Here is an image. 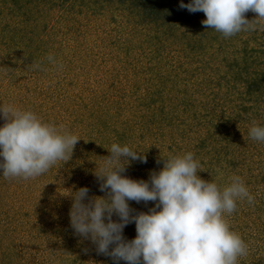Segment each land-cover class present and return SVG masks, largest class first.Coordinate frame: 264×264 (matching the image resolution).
Masks as SVG:
<instances>
[{
    "label": "rangeland",
    "instance_id": "1",
    "mask_svg": "<svg viewBox=\"0 0 264 264\" xmlns=\"http://www.w3.org/2000/svg\"><path fill=\"white\" fill-rule=\"evenodd\" d=\"M45 3L47 2L42 0H21V4L17 6L12 0H0V105L12 104L31 110L42 121L52 123L57 128L63 126L80 139H84L92 130L89 124L92 116L90 112L106 105L110 111L106 116L108 121L113 122L112 125L117 128L127 127L130 138L128 146L147 157L146 163L132 161L126 166L123 175L137 180H148L152 171L163 168L166 157L186 152L194 153V159L200 162L202 170V158L206 155V149H195L197 142L209 139V144L211 143L213 138L208 137L216 131L210 122L214 116L227 120L231 115L233 117L240 114L242 107L238 105L245 98L247 87L237 84V90L231 89L234 82L225 78L223 87L216 89L215 93L206 90L201 94L198 92L199 84L206 86L209 77L218 79L226 73L228 66L225 58L231 59L236 54L242 56L247 49L264 47V39L261 37L264 21L256 22L260 26V32L256 34L258 42L253 40L251 31H241L231 37L215 31L214 34H219L220 41L208 44L206 49L197 50V47L195 51H191L188 49L189 43L197 45V32L202 33L207 29L202 24L207 18L202 11L193 23L179 27L181 29L175 34L165 33V29L159 33L152 31L148 26H143L140 18L130 10L125 12L106 8L101 11L94 5L90 9L81 8L74 1L66 4L61 2L59 6L49 8L51 4ZM245 16L249 21L258 18V14L252 11L245 13ZM43 24L48 25V28L42 36L48 39L53 37L57 49H61L56 56H52L54 62L39 54L31 58L29 53H25L27 37L34 36L30 31L35 28L40 32ZM182 30L188 31L190 39L182 37ZM157 34L162 37V43L158 41ZM12 35L15 36L14 41ZM203 41L207 44L209 40L207 38ZM17 44L21 45L20 48ZM121 48L127 49L129 53L126 54ZM214 65V70L209 68ZM153 93L159 99L158 104H165L168 111L177 109L175 113L172 112L171 122L163 119L164 123L146 125L144 115L147 111L150 114L154 112L155 117L160 116L154 108H146L153 100ZM104 111L105 114L106 110ZM246 117L247 121L238 125L240 132L231 134V137L235 136V140H224L222 143L224 149L230 152L227 153L228 158L235 155L244 158L245 162L240 166L243 173L240 171L239 176L255 197V201L253 204H249L247 200L240 203L238 201L237 210L232 214H225V219L230 229L241 235L244 218L251 216L250 222L260 234L258 239L251 242L249 240L248 243L250 242L251 247L259 243L264 255V187L258 186L256 189L254 185L256 179L264 174V142L255 141L249 136L253 122L264 126V103L252 106ZM76 119H80V122ZM6 122L0 113V127ZM107 132L115 135L111 130ZM113 141L115 143L116 139ZM97 144L101 145V141ZM90 154L93 157L96 155L92 151ZM75 157L74 149L68 161H57L51 167L54 171L57 166L60 167L58 180L51 177V168L43 175L28 180H6L5 186L0 189L2 194L7 195L10 190L11 193L17 191L22 199L20 203L25 204L24 210L38 212L36 219H42V229L38 238V229L35 231L28 225L29 230L25 227L7 233H11V236H0V242H5L3 248L8 249V256L0 252V264H69L71 248L73 255L79 250V254L82 252L87 255L85 264H113L111 257L97 252L87 254L80 246L84 238L77 234L72 239L68 237L69 241L61 240L52 245L57 242L54 240L55 233L61 230V235L66 237L63 231L68 230L65 227L62 230V224L56 226L50 220L53 215L63 217L62 210L68 205L64 204L75 192L69 187L61 196H55L51 191L53 187L64 183L70 185L71 179L74 184L83 183L82 185H87L84 183L88 181L90 197L103 196L100 194V182L95 175L99 164L94 163L88 172L79 171V166L82 164L86 167L87 163L78 164ZM211 157L209 152L206 159L211 161ZM154 161H160L159 166H154ZM222 162L224 167L219 170V178L215 179L212 175V181L225 186L230 183L232 173L227 170L229 164L226 159ZM252 166L255 169L249 171ZM59 181H62L61 184ZM55 198L56 201L63 202L60 203L61 207L55 204ZM130 204L135 209L134 214L145 212L151 204L155 206V202L145 204L131 201ZM18 209L22 210L23 207ZM113 220H119V217L114 215ZM254 227L252 228L255 231ZM124 235L129 240L134 239L137 235L136 228L125 227ZM44 245L53 246L51 251L57 252L44 253L48 250ZM18 253L22 254V258L17 256ZM44 257L49 261L45 262ZM120 264L127 262L121 261Z\"/></svg>",
    "mask_w": 264,
    "mask_h": 264
},
{
    "label": "clouds",
    "instance_id": "2",
    "mask_svg": "<svg viewBox=\"0 0 264 264\" xmlns=\"http://www.w3.org/2000/svg\"><path fill=\"white\" fill-rule=\"evenodd\" d=\"M179 8L204 12L202 24L225 37L255 31L256 22L264 21V0H180ZM248 11L258 18L249 21ZM48 60L54 62L52 56ZM0 113L7 120L0 127V170L6 179L43 175L57 161H68L80 140L31 110L2 104ZM249 136L264 142V126L253 122ZM108 149L111 155L95 169L106 195L90 197V189L81 187L71 195L69 213L75 234L90 240L98 254L111 257L113 264H238L248 255L247 244L225 219L237 210L238 201H255L240 176H232L225 186L205 180L194 153L186 152L166 157L150 179L137 180L123 175L126 166L134 160L146 163L147 157L119 143ZM130 201L155 206L133 214ZM133 222L137 235L129 240L124 229Z\"/></svg>",
    "mask_w": 264,
    "mask_h": 264
},
{
    "label": "trees",
    "instance_id": "3",
    "mask_svg": "<svg viewBox=\"0 0 264 264\" xmlns=\"http://www.w3.org/2000/svg\"><path fill=\"white\" fill-rule=\"evenodd\" d=\"M12 1L17 6L21 4V0H12ZM28 1L30 2L31 0H25V2H28ZM42 1L47 2L45 3V5L50 3L51 5L49 8H55L54 6L56 5L59 6L61 2L66 4L68 2L70 3V1L71 2L74 1L75 3H78L81 8L87 7L90 9L94 5L97 10H101V11H103L106 8L107 9L114 8L115 10L125 11V12H129L130 10L131 13H135L134 15L140 18L141 24L143 26H148L149 28H151L152 31H155L156 33H159L160 31L165 29V33H175L176 34V32L181 29L179 27H183L185 25L193 23L194 22L193 20H195V18H198L200 14V11L196 13H190L187 9H180L179 8L180 0H61V2L60 0H57V1L56 0H42ZM190 2L191 0H184L185 4L190 3ZM41 6H42V3H41ZM20 8H22V6H20ZM43 22L45 23L46 21H43ZM43 25L44 27L40 32H37L35 28L32 29L30 33L31 35L33 34L34 36H31V37L29 36L26 39L25 47H24L26 48L25 53H29L31 55V58H35L37 54L41 55V57L48 58L49 56H56L58 52H61L60 48L57 49L56 43L53 37H50V39H48L42 36L44 34L43 32L48 28V25L46 24H43ZM206 27L207 29L204 32L202 33L199 31L197 32L198 35H196V37L198 36L197 41H199V43H197V45H195V43L194 44L189 43L188 49L190 48L191 51H195L198 47L197 50H202V49H206V47H208V44H214L216 41H220L219 34L217 35L214 34L215 32L214 29H211L208 26ZM259 27L260 26L256 25V30L250 32L252 35V38H254L253 40L256 42H258L259 40L258 36L256 35L257 33L260 32ZM182 32H183L182 37L190 39V34H188V31L185 32L182 30ZM23 37H26V35ZM261 37L264 39V30L261 33ZM11 38L13 41L15 40L14 35H12ZM157 38L160 43L163 42V39L162 37H160V35L157 34ZM207 38L209 41L206 44L203 40ZM20 46L18 47L20 48ZM121 49L123 50L124 48H121ZM124 52L126 54L129 53L127 49H124ZM225 64L226 66H228L227 72L219 76L218 79L209 77V82H208V85L206 86L203 83H200L199 84L200 88L198 92H200L201 94H204L206 90H212L215 93L216 89L218 88L220 89L223 87L224 79L226 78L227 80H229L230 78L229 82H234L233 83L234 86L231 89L234 88L235 90H237L238 89L237 84H243L244 86L247 87L246 96L245 98H242L243 100L242 103H239L240 105H238L239 107H242V110L239 115L238 114L233 115V117L231 115L228 117L229 119L227 120L221 119V117L217 118L218 116L213 117L214 119H212L210 122L212 125H214V128L216 129V131L214 132V135L211 134L208 137V138H213L210 140L211 141L210 144H209V139H203L197 142V145L195 146V149L197 150L206 149L205 150L206 155L203 156L202 158V164L204 165V167L202 170L200 169L198 170L199 171L198 174L200 175L201 178L208 180V181H211L213 179V176L215 179L219 178V170L222 167H224L222 165L223 163L222 161L224 159H226V162L229 164L227 167V170L229 173H232L231 174L232 176H239L240 171L241 173H243L240 166H242L243 163L245 162L244 158H239L237 155H235L233 158H228L227 153H230V152L224 149V145L222 142L224 140H226V142H231V141L233 142L235 140L234 138L235 136L231 137V134L236 135L237 132H240V130L238 131V129H240L238 125L240 123H245L247 121L246 116L247 114H249L251 107L254 105H260L261 103H264V47L247 49L243 52L242 56H239L236 54L231 59L225 58ZM211 67H212V70L215 69V65L209 66L210 69ZM162 76H160V79L162 78ZM189 80H191V77L189 78ZM248 95L250 97H247ZM152 97H153V100L150 102V105H147V106L145 105V106L146 108L148 107L149 109L154 108L156 112L158 111L157 114L160 116L155 117V115H153L155 114L154 112H151L150 114V112L147 111V114L144 115V118L146 119V125H154V124L158 125L161 122L164 123V120L165 121L168 120L169 122H171L173 120L172 112L175 113L177 109L174 108V110L170 109L168 111L165 107V104L163 105L158 104L157 101H159V99L154 93ZM104 110H106L105 114H104L105 112ZM90 113H91L90 115L92 116H91V123L89 124L92 130H90L89 134L86 135L84 139H80L74 148L76 151L77 158L76 157L75 158H76L77 163L78 164H81L84 162L85 164L87 163L86 167H84L81 164L79 166L80 168L79 171H87V172L90 171V168L94 163L96 164L97 162V164L101 165L105 159L104 155L105 157L111 155L108 148L111 147V143H114L113 139H116L115 143H119L121 146L128 145L127 143L130 140L129 135H128L129 129L127 127L123 126L122 128H117L112 125L113 122L108 121L106 116L108 113H110V111L108 110V107L106 105L95 108ZM168 117H171V118H168ZM76 120L80 122L79 121L80 119H76ZM181 123H184V122H181ZM107 130H111L112 132H114L116 137H114L115 135H111L110 132H107ZM246 131L247 130H245V132ZM225 132L227 134H225ZM98 141H101V145L97 144ZM212 144H213V147H212ZM209 146H210V149H209ZM90 151H92L96 155L93 157L90 154ZM209 152H211V155H212L211 161L206 159ZM154 160L156 159L154 158ZM153 163H154V166H159V163H157V161H154ZM254 169L255 167L252 166L249 171H252ZM53 171H54V168H51L50 169V175H52L51 177L54 180H58L59 179L58 173L60 172V167L57 166L55 168V171L54 172ZM72 178H73V174H72ZM6 180L7 179L3 177L2 175V170H0V189L5 186ZM61 182L62 181H59L58 183L61 184ZM70 182H71L69 183L70 185H65L64 183L62 185L53 187L51 191L55 194V196L57 195L61 196L65 192L66 188L70 187L73 191H78L79 188H81V186L89 187L90 185L89 184L90 182L88 181L87 183H84V184H87L88 186L82 185L83 183L74 184L73 179H71ZM95 182L96 180L93 182L92 185H94ZM220 183H223V181L222 182L220 181ZM254 185L256 189H258V186L264 187V174L261 177L256 179ZM31 191L33 192V190ZM263 192H264V189H263ZM100 194H102L103 196L106 195V193L102 191H100ZM263 197H264V193H262V198ZM20 201H22V199L20 198V195L19 196L17 195V191H14L13 193H11V190H10L8 191V194L6 195V194H2V191L0 190V236H2V238H4L5 236H11V233L7 234L9 232H15L17 229H21L25 227H27L28 230L29 228H33L34 230L38 229L36 238L39 237V231L40 229H42V225H41L42 219L40 220L36 219L38 212L36 211L34 212L33 210H30V209L24 210L25 204L23 205V203H20ZM263 201H264V198H263ZM60 203H63V202H61L60 200L56 201V198H55V204L61 207L62 204ZM72 203H73V199L71 197V199H69L64 204V205L66 204L68 205L66 206V208H63L62 210L63 217H57L56 215L55 216L53 215L52 219L50 220L56 226L62 224L63 225L62 230L64 227L66 228V230H68V231H63V234L66 237L61 235V230H59V233H55L54 236L57 239L54 238V240L57 242L52 243V245L58 244V242L61 240L69 241V239L70 238L72 239V236L75 234L74 230L71 227L70 216H69ZM16 206L18 208L23 207V209L19 210L18 208H16ZM147 207L150 209L151 207H153V204ZM140 208H143V207H139V209ZM148 208L146 209L145 212L149 211ZM250 218L251 216L244 218L245 220L244 226H243L242 234L240 235L244 237V241L247 244L248 255L245 257L239 258L238 264H264V255H262L263 253L261 251V246L259 245V243L255 245L254 247L250 246L251 240L258 239L259 238L258 234H260L256 232L255 227L252 226L250 222ZM27 225L29 226V228ZM126 227L136 228V225L133 222L127 225ZM252 227H254L255 231L253 230ZM68 237L70 238L68 239ZM11 238L13 239V237ZM47 238H50V237H48L47 235ZM249 240L250 242L248 243ZM0 244H1L0 252H2L3 255L8 256L6 254L7 253L6 250L8 249L3 248V246L5 245V242L2 240V243L0 242ZM80 246H82L83 249L87 251L86 252L87 254L90 252H96L95 245H93L90 240H87L85 238H84V242L81 243ZM51 247L53 246L44 245V248L48 249L44 253L48 254V252L51 251ZM70 251H72V253L68 257L70 258L68 260L69 264H85L84 261L87 255L83 254L82 252L79 254V251L81 250H79L78 253L76 251V254L73 255V248H71ZM51 252L53 254L54 252L56 253L57 251L52 250ZM92 254H95V253H92ZM17 256L22 258V254L20 253H18ZM44 260L45 262L49 261V259H47L46 257H44Z\"/></svg>",
    "mask_w": 264,
    "mask_h": 264
}]
</instances>
